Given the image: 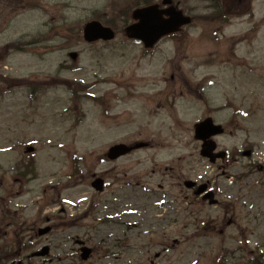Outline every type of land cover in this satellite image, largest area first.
<instances>
[{"label": "rangeland", "instance_id": "rangeland-1", "mask_svg": "<svg viewBox=\"0 0 264 264\" xmlns=\"http://www.w3.org/2000/svg\"><path fill=\"white\" fill-rule=\"evenodd\" d=\"M30 1L0 0V246L13 251L4 264H264V171L247 168L264 162V0H249L252 17L236 0H181L195 24L178 49L164 40L146 53L120 34L83 41L77 25L114 17L109 0ZM207 116L224 127L218 149L250 144L253 157L229 167L202 158L193 125ZM135 141L149 145L106 158L113 143ZM27 145L36 174L22 179L13 166ZM93 175L104 176L102 193ZM182 175L209 181L218 204L192 202ZM163 197L174 203L159 208ZM75 238L93 248L88 261ZM45 244L47 258H25Z\"/></svg>", "mask_w": 264, "mask_h": 264}, {"label": "water", "instance_id": "water-1", "mask_svg": "<svg viewBox=\"0 0 264 264\" xmlns=\"http://www.w3.org/2000/svg\"><path fill=\"white\" fill-rule=\"evenodd\" d=\"M170 18L168 20H162L160 12L157 11L156 6L138 9L133 12V17L138 19L139 22L135 25L128 26L126 28V34L132 38L141 39L145 46H151L160 36L174 31L179 25L187 23L188 20L184 19L179 12L169 13ZM85 36L88 40L103 38L110 39L113 36L112 31L109 28H103L96 22L89 23L86 26ZM222 129L219 126H213L210 119H207L199 124H196L195 137L204 140L201 149V155L208 156L211 161H214L216 156H223V154H213L212 151L215 148V144L212 141H206L211 135L221 133ZM132 148L124 144H119L109 149L108 156L110 158H116L122 154L129 152ZM32 149L29 148L28 151ZM94 187L101 190L102 181L97 179L93 184ZM204 186H201L197 193L201 192ZM210 198L212 194H209ZM210 203H215V200H210ZM49 231V227L40 229L39 235H42ZM81 257L86 259L90 250L83 249ZM47 253V248L35 253V255H44Z\"/></svg>", "mask_w": 264, "mask_h": 264}, {"label": "trees", "instance_id": "trees-1", "mask_svg": "<svg viewBox=\"0 0 264 264\" xmlns=\"http://www.w3.org/2000/svg\"><path fill=\"white\" fill-rule=\"evenodd\" d=\"M1 254H2V253L0 252V257H1ZM0 260H1V258H0Z\"/></svg>", "mask_w": 264, "mask_h": 264}]
</instances>
